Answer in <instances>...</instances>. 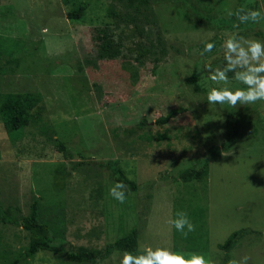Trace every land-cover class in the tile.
<instances>
[{
  "label": "rangeland",
  "instance_id": "rangeland-1",
  "mask_svg": "<svg viewBox=\"0 0 264 264\" xmlns=\"http://www.w3.org/2000/svg\"><path fill=\"white\" fill-rule=\"evenodd\" d=\"M80 4L84 15L68 18ZM242 5L264 12V0H151L134 19L119 0H0V104L11 92L42 98L16 140L0 116V203L15 219H0V264L28 248L31 234L21 217L34 201L64 249L40 250L19 264H90L70 261L67 250L102 248L134 227L138 247L127 251L162 245L216 264L226 256L219 244L244 228L229 260L247 255L248 264H264V102L236 108L207 102L217 86L207 69L225 63L222 33L264 41V21L235 27L229 11ZM103 37L118 49L113 59L98 51ZM205 42L216 47L195 54ZM193 73L201 91L186 81ZM228 76L233 88L244 87ZM173 108L183 109L166 124L156 122ZM227 115H237L239 136L214 157L226 139ZM205 157L203 180L177 178ZM108 160L137 185L125 184L122 204L109 195L117 181L102 165ZM199 208L203 218L195 215ZM178 210L196 225L187 238L175 237L166 223ZM123 251L101 254L97 264H113V254L118 264Z\"/></svg>",
  "mask_w": 264,
  "mask_h": 264
},
{
  "label": "trees",
  "instance_id": "trees-1",
  "mask_svg": "<svg viewBox=\"0 0 264 264\" xmlns=\"http://www.w3.org/2000/svg\"><path fill=\"white\" fill-rule=\"evenodd\" d=\"M123 6V13H134L136 19L137 15H144L148 9L151 0H119ZM86 7L84 4H80L76 8H71L67 12V16L70 19L81 18L85 13ZM110 11L109 13H111ZM103 30L104 29H100ZM105 34L104 36H106ZM97 39L101 40V38ZM99 53H106V57L113 59L118 52V49L112 48L110 38L103 37L102 42L99 45ZM186 81L193 83L195 91H201L203 87L199 82L198 74L193 73L186 78ZM41 94L38 92H26V93H7L0 104V116L3 120L4 126L11 139L16 140L22 136L25 127L30 123L31 109L34 108L41 100ZM181 109H170L166 114L161 115L157 119V123L166 124L172 118L176 117ZM238 117L237 115H227V129L226 139L217 151H213L214 157L221 154L222 151H229L233 148L236 140L239 136L238 129ZM145 122V119L142 121ZM60 147L64 148V144L60 142ZM210 159L205 157L202 159L199 166H190L179 172L178 179L182 181L191 180H203L207 174ZM103 166L110 168L114 174L117 182L126 184L130 189L136 190L137 185L134 180L130 179L124 169L118 165L114 160H108L102 163ZM199 218L204 217V209L199 208L196 213ZM0 219L4 222H15V219L10 216L7 209L0 203ZM21 225L30 232V243L26 251L21 254L20 258H16L12 261V264H19L21 258L32 257L36 255L40 250H63L64 248L57 245L54 241L51 229L49 225L40 219L38 211V203L34 201L31 205L30 212L27 215L21 217ZM175 237L179 234L174 229ZM178 233V234H176ZM246 233V229H238L233 231L228 238L219 244V247L225 251V257L222 264H228V255L235 244ZM139 238V232L137 228H132L128 233L118 237L116 240L106 243L102 248L88 247L85 245L79 246L77 250H67L66 255L70 261L74 262H89L90 264H97V258L101 254L108 255L115 249L135 251L138 247L137 241Z\"/></svg>",
  "mask_w": 264,
  "mask_h": 264
},
{
  "label": "clouds",
  "instance_id": "clouds-1",
  "mask_svg": "<svg viewBox=\"0 0 264 264\" xmlns=\"http://www.w3.org/2000/svg\"><path fill=\"white\" fill-rule=\"evenodd\" d=\"M235 16L239 25L260 23L264 21V12L242 5L235 12L229 11V16ZM216 47L214 42H205L202 50H194L195 54L203 57ZM220 50L223 53L224 65L212 70L208 68L206 79L214 85L207 91L209 105H226L236 108L237 105H255L264 102V41L241 35L238 31H224ZM228 73H233L232 79L244 87L231 86ZM204 78V77H202ZM222 155H226L225 152ZM126 185L116 182L109 189V195L119 203L126 201ZM169 230L175 229L184 238L196 230V225L190 220L186 211L178 210L175 217L166 220ZM250 257L245 255L241 259H231L228 264H248ZM113 264H117V256L111 257ZM107 264V261L104 262ZM118 264H216L205 255L190 252L174 251L171 247L145 245L136 254L123 251Z\"/></svg>",
  "mask_w": 264,
  "mask_h": 264
}]
</instances>
